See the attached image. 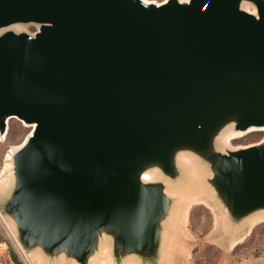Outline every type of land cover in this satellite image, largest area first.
Listing matches in <instances>:
<instances>
[{
  "label": "water",
  "instance_id": "water-1",
  "mask_svg": "<svg viewBox=\"0 0 264 264\" xmlns=\"http://www.w3.org/2000/svg\"><path fill=\"white\" fill-rule=\"evenodd\" d=\"M11 119L33 126L0 211L23 253L156 263L172 200L143 176L176 183L181 153L239 225L264 212V138L218 140L264 128V0H0V137Z\"/></svg>",
  "mask_w": 264,
  "mask_h": 264
},
{
  "label": "rangeland",
  "instance_id": "rangeland-1",
  "mask_svg": "<svg viewBox=\"0 0 264 264\" xmlns=\"http://www.w3.org/2000/svg\"><path fill=\"white\" fill-rule=\"evenodd\" d=\"M161 4L166 0H143ZM186 2L187 0H179ZM241 8L255 14L251 4ZM38 25H13L8 30L33 36ZM32 127L11 119L7 122L5 135L0 137V211L13 189L11 156L32 133ZM264 128H251L246 132L226 129L218 140L220 151L238 150L261 142ZM178 165L182 173L176 183L161 178L156 171L144 174V180L162 181L168 187L172 208L165 224L164 245L159 259L154 264H264V212H259L239 225H232L221 208L215 193L207 184L208 172L198 159L188 153H181ZM13 222L0 215V241L9 244L11 262L7 264H76L64 256L49 258L40 250L25 253L13 241ZM107 244L101 246L89 264H116ZM15 258V260H14ZM118 264H140L127 259Z\"/></svg>",
  "mask_w": 264,
  "mask_h": 264
},
{
  "label": "built area",
  "instance_id": "built-area-1",
  "mask_svg": "<svg viewBox=\"0 0 264 264\" xmlns=\"http://www.w3.org/2000/svg\"><path fill=\"white\" fill-rule=\"evenodd\" d=\"M9 244L12 245L11 242ZM9 244L4 241H0V264H7L8 262H11Z\"/></svg>",
  "mask_w": 264,
  "mask_h": 264
},
{
  "label": "bare ground",
  "instance_id": "bare-ground-1",
  "mask_svg": "<svg viewBox=\"0 0 264 264\" xmlns=\"http://www.w3.org/2000/svg\"><path fill=\"white\" fill-rule=\"evenodd\" d=\"M244 4H249V3H244ZM23 144H24V143H23ZM23 144H22L21 146H19V147L15 148V149H14V150H15V152L19 151V150L21 149V147L23 146Z\"/></svg>",
  "mask_w": 264,
  "mask_h": 264
},
{
  "label": "trees",
  "instance_id": "trees-1",
  "mask_svg": "<svg viewBox=\"0 0 264 264\" xmlns=\"http://www.w3.org/2000/svg\"><path fill=\"white\" fill-rule=\"evenodd\" d=\"M14 260H15V258H14Z\"/></svg>",
  "mask_w": 264,
  "mask_h": 264
}]
</instances>
